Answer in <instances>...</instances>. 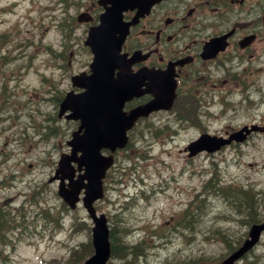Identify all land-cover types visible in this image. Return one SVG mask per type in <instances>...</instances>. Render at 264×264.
<instances>
[{
  "label": "rangeland",
  "instance_id": "obj_1",
  "mask_svg": "<svg viewBox=\"0 0 264 264\" xmlns=\"http://www.w3.org/2000/svg\"><path fill=\"white\" fill-rule=\"evenodd\" d=\"M57 7L56 0H0V36L5 35L0 38V206L5 216L11 209V225L22 222L16 234L7 235L12 240L2 248L0 264H64L71 260L72 249L84 254L83 246L92 238L93 224L83 206L63 211L55 194L57 182H49L61 154L69 151L66 142L75 127L58 118L59 103L71 87L69 77L92 61L89 51L80 47L83 42L61 38L56 28ZM262 47L264 42L258 47V62L252 58L247 70H238V79L226 73L223 76L230 80L216 82L223 93L235 87L237 93L227 97L232 102L218 99V88L204 91L199 112L205 119L204 129L192 125L194 118L179 120L185 117L181 108L193 110L190 102L137 124L133 145L118 154L104 201L97 208L108 216L115 243L121 244L122 231L130 229L126 242H144L145 257L128 256L125 261L117 257L110 264H186L201 256L221 261L247 233L246 226L226 218L236 216L233 208L211 195L206 201L200 198L207 180L217 174L218 181L259 187L264 193V133L212 156L190 159L184 148L205 131L223 133L228 127L252 122L264 125ZM3 57L16 59L5 63ZM247 86H251L255 105L244 99ZM204 103L213 114L204 112ZM44 205L62 213L61 227L47 225ZM189 205L195 210L188 218L194 220H188L190 229L184 230L178 223L184 221ZM255 253L264 254V241ZM87 257L82 256L77 264H84ZM250 263L256 264L253 255L238 264ZM259 264H264V258Z\"/></svg>",
  "mask_w": 264,
  "mask_h": 264
},
{
  "label": "flooded vegetation",
  "instance_id": "obj_2",
  "mask_svg": "<svg viewBox=\"0 0 264 264\" xmlns=\"http://www.w3.org/2000/svg\"><path fill=\"white\" fill-rule=\"evenodd\" d=\"M68 2L72 19L65 21L66 15L61 11L58 22L63 31L73 30L81 36H87L92 28L100 25L104 10L112 5L111 0ZM58 3L66 4V0H58ZM145 4L150 6L119 12L115 29L111 26L120 40V32L129 24L122 43L124 52L129 57L134 52H140V57L147 55L132 65V70L172 68L179 93L201 92L221 81L218 77L226 70H247L252 58L258 62V47L264 42V0H145ZM214 39L218 40V51L213 57H205L204 50ZM244 211L246 213L235 209L239 219L232 220L237 225L250 228L264 222V206L252 205ZM247 236L248 232L238 238L240 244ZM263 239L264 232L249 251V254L254 253L255 262L264 258L255 253Z\"/></svg>",
  "mask_w": 264,
  "mask_h": 264
},
{
  "label": "water",
  "instance_id": "obj_3",
  "mask_svg": "<svg viewBox=\"0 0 264 264\" xmlns=\"http://www.w3.org/2000/svg\"><path fill=\"white\" fill-rule=\"evenodd\" d=\"M126 1L129 3L133 0ZM96 36L99 38L98 35ZM94 40L89 41L95 54L91 66L94 74L92 77H79L80 80L73 79L75 84L86 88V91L75 95L69 93L61 104L60 115L70 109L72 114L67 117L81 119L82 124L73 133V139L68 142L73 147L71 154L62 156L53 179L61 178L59 194L73 208L79 200V193L83 188L86 189L85 197H83L84 205L95 224L92 228L95 252L92 257L88 258L86 264H106L111 254L107 218L104 213L98 216L93 204L104 194L103 178L106 170L113 163V156H104L100 153L101 148L105 147L114 151L118 147H124L128 141L126 131L134 125V122L140 116H146L153 110L169 109L173 104L172 100L175 93L172 84L156 86L153 90L156 93L154 100L127 114L123 111L124 102L132 99L133 95L139 94L138 90L144 85V79L147 76H131L122 70V74L115 78L114 69L123 66V58L119 56L118 50L104 47L100 45V42ZM149 79L154 83L157 78ZM243 132L244 130H240V132L233 134L232 138L239 141L244 140L246 135ZM231 139L224 140L205 134V136L194 141L189 149L192 154L206 149L214 152L221 146L228 144ZM79 151L82 155L78 154ZM72 162L77 164V170H85L84 173L78 174L77 179L74 178L76 169ZM66 178L69 179L67 184ZM248 245L249 243H246L243 248L222 264H232ZM251 245L252 243L249 247Z\"/></svg>",
  "mask_w": 264,
  "mask_h": 264
},
{
  "label": "trees",
  "instance_id": "obj_4",
  "mask_svg": "<svg viewBox=\"0 0 264 264\" xmlns=\"http://www.w3.org/2000/svg\"><path fill=\"white\" fill-rule=\"evenodd\" d=\"M63 207L66 208L65 204L63 205ZM1 218H2V216H0V219ZM112 238H114L113 231H112ZM83 248H85L84 254L81 255L82 250L73 252L71 257H70L71 260L69 262H67V264H74V263L77 264L79 262V259L82 258V256L85 257L89 252L92 251L91 245H89L88 247L85 246ZM132 253L138 254V251H136V252L129 251V254H132ZM127 254H128V251L126 248H124V247L119 248V246H117L116 243H113V255L114 256L125 257V255H127Z\"/></svg>",
  "mask_w": 264,
  "mask_h": 264
},
{
  "label": "bare ground",
  "instance_id": "obj_5",
  "mask_svg": "<svg viewBox=\"0 0 264 264\" xmlns=\"http://www.w3.org/2000/svg\"><path fill=\"white\" fill-rule=\"evenodd\" d=\"M130 255H132V256H134V257H140V256L143 255V253H142L141 251H138V254H134V253H132V254H130Z\"/></svg>",
  "mask_w": 264,
  "mask_h": 264
}]
</instances>
